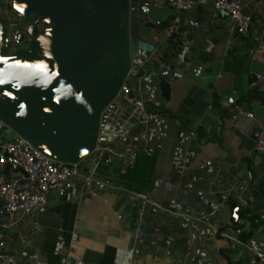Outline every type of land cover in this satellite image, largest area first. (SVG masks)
<instances>
[{"label":"crops","instance_id":"1","mask_svg":"<svg viewBox=\"0 0 264 264\" xmlns=\"http://www.w3.org/2000/svg\"><path fill=\"white\" fill-rule=\"evenodd\" d=\"M236 1L252 19L245 33L210 5L162 25L139 15L144 78L120 98L143 104L137 122L81 161L90 192L78 178L30 214L0 207V264H264V0Z\"/></svg>","mask_w":264,"mask_h":264},{"label":"water","instance_id":"2","mask_svg":"<svg viewBox=\"0 0 264 264\" xmlns=\"http://www.w3.org/2000/svg\"><path fill=\"white\" fill-rule=\"evenodd\" d=\"M8 1L30 20L13 48L0 17V142L18 137L51 160L80 163L141 112L140 101L120 99L141 62L139 15L162 25L177 11L146 0Z\"/></svg>","mask_w":264,"mask_h":264},{"label":"built area","instance_id":"3","mask_svg":"<svg viewBox=\"0 0 264 264\" xmlns=\"http://www.w3.org/2000/svg\"><path fill=\"white\" fill-rule=\"evenodd\" d=\"M0 0V17L4 19L5 10ZM157 6L156 2H149ZM210 5L212 10L227 17L235 31L245 33L251 25V16L236 0H172V7L177 12H184L199 6ZM15 20L21 17L12 11ZM16 26V21L9 25ZM181 24L180 17H174L166 24L164 32L167 36L175 33ZM12 31V32H11ZM18 29H12L7 34L14 48L24 45L17 40ZM175 77H181V73H173ZM128 77L144 78L139 64H132ZM99 145V144H98ZM99 149L97 146L96 150ZM254 150L264 154V127L254 139ZM80 163L67 164L51 160L21 138L16 137L12 141L0 142V207L9 219L30 214L35 209L44 208L48 203L51 193L59 196H68L76 184L78 178L82 179V189L89 190L91 178L82 175ZM95 195V193H92ZM240 207L231 208L230 220L234 224L241 223ZM237 233L239 231L237 230ZM5 246L4 232L0 230V251ZM203 264V263H198Z\"/></svg>","mask_w":264,"mask_h":264},{"label":"rangeland","instance_id":"4","mask_svg":"<svg viewBox=\"0 0 264 264\" xmlns=\"http://www.w3.org/2000/svg\"><path fill=\"white\" fill-rule=\"evenodd\" d=\"M2 6H3V9L5 10V12L3 13V15L5 16V20H6V28L8 30V32L12 29H22L23 28V25L29 21L30 19H27L26 22H23L20 18L18 20H15V17L13 16L12 12H11V6H10V3L8 0H2ZM16 21V26H14L13 24L12 25H9V23H13ZM12 32V31H11ZM15 46V45H14ZM13 46V48H14ZM130 77H128L129 79ZM80 165H81V162H80Z\"/></svg>","mask_w":264,"mask_h":264},{"label":"trees","instance_id":"5","mask_svg":"<svg viewBox=\"0 0 264 264\" xmlns=\"http://www.w3.org/2000/svg\"><path fill=\"white\" fill-rule=\"evenodd\" d=\"M27 20V19H26ZM26 20H25V22H26ZM28 22V21H27ZM130 96H131V93H130ZM131 97H133V96H131ZM235 229L237 230V229H239V226L237 227V226H235Z\"/></svg>","mask_w":264,"mask_h":264},{"label":"snow or ice","instance_id":"6","mask_svg":"<svg viewBox=\"0 0 264 264\" xmlns=\"http://www.w3.org/2000/svg\"><path fill=\"white\" fill-rule=\"evenodd\" d=\"M0 82H2V81H0Z\"/></svg>","mask_w":264,"mask_h":264}]
</instances>
